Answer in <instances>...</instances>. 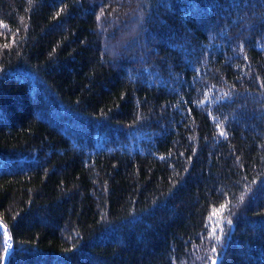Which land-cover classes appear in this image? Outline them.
<instances>
[{
    "label": "trees",
    "instance_id": "obj_1",
    "mask_svg": "<svg viewBox=\"0 0 264 264\" xmlns=\"http://www.w3.org/2000/svg\"><path fill=\"white\" fill-rule=\"evenodd\" d=\"M213 260L264 264V0H0V264Z\"/></svg>",
    "mask_w": 264,
    "mask_h": 264
},
{
    "label": "snow or ice",
    "instance_id": "obj_2",
    "mask_svg": "<svg viewBox=\"0 0 264 264\" xmlns=\"http://www.w3.org/2000/svg\"><path fill=\"white\" fill-rule=\"evenodd\" d=\"M221 135H224V133L221 132ZM223 207H224V206H221L222 209H223ZM215 214H218V213H215ZM228 223L230 224L231 222L229 221ZM213 232H215V229H213ZM215 239H216L217 241H219V240H220V237H219V236H216ZM5 251L8 252L9 254H11V249H10V248H9V249H5ZM215 251H216V249L213 248V252H215ZM212 264H216V260H213Z\"/></svg>",
    "mask_w": 264,
    "mask_h": 264
}]
</instances>
